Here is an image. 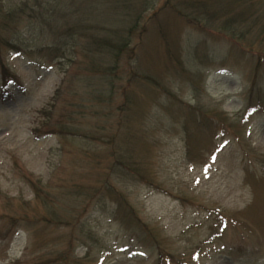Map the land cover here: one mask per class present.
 <instances>
[{
    "label": "rangeland",
    "instance_id": "obj_1",
    "mask_svg": "<svg viewBox=\"0 0 264 264\" xmlns=\"http://www.w3.org/2000/svg\"><path fill=\"white\" fill-rule=\"evenodd\" d=\"M2 1L0 264H264V0H210L244 48L155 0L115 72L121 0Z\"/></svg>",
    "mask_w": 264,
    "mask_h": 264
},
{
    "label": "trees",
    "instance_id": "obj_2",
    "mask_svg": "<svg viewBox=\"0 0 264 264\" xmlns=\"http://www.w3.org/2000/svg\"><path fill=\"white\" fill-rule=\"evenodd\" d=\"M24 1L25 0H23L21 3H23ZM121 1L123 2L122 5L126 10H128L129 12L133 11L132 13H129V16L131 17V22L127 28L128 30L126 29L127 32L122 36L120 34L116 41L107 38L97 39L94 42L93 47H91L90 49L91 53L96 54L97 56L98 54L101 55L104 52L110 53L115 59L113 62H111L110 65V69L113 72L119 70L117 66V62L121 54L123 55L128 48L132 47L133 36L137 35L138 41L140 40L142 34V28H139L141 18H143V14L147 10H149L152 7V5L153 7L155 5V0H138L136 6L132 8L130 3L127 4L128 2L127 0H121ZM1 2L3 1L0 0V3ZM241 2L242 1L239 0L240 4ZM246 2L249 3V1H244V3ZM165 4L166 6H170L171 8H173L181 16L185 17L190 23L194 24L195 26L201 29L210 28L209 25L210 22H215V21L220 22L218 25L219 26L218 29H220L222 33H224L225 35H228V37L231 38L233 41L242 45V47L244 48V44L246 40L243 39L246 38L245 36L246 30L244 29V25L243 27H241L238 26L236 23L237 18L244 20L243 17L246 15L244 14L243 11L241 14H232L228 16H227V12H224L225 15L227 16L226 17L224 14L215 11V8L213 7L210 0H167ZM38 5H40V7L44 9V11H46L47 7L46 8L43 7L44 3H40V1L38 0ZM22 8L23 7L22 6L20 7V4L14 6L12 5L11 7L8 8L6 17L10 18V16L14 15ZM242 23L243 22L241 21L240 24ZM247 41H246L247 43L246 49H249L251 52L255 50L254 53H256L258 57L262 58V60H264V23L262 24L260 33L257 35V37L250 38V42L252 43H249V40ZM65 46L66 44L64 42V44L61 47H59L58 50H60L61 55H63V57L65 56L68 57L69 52L66 51L67 48H65ZM140 77L141 76H139L138 73L134 74L129 79V83H132L135 80L141 81L142 78L140 79ZM114 81H115L114 78L111 79L110 84L114 85ZM255 89H256V81L254 79V81L252 82L251 91L249 93L250 107L253 105L254 97H256L255 95H257L259 98L261 96V92L259 91L260 94L256 93ZM260 90H262V100H263L264 87L262 89L260 88ZM128 95L129 94L123 92L124 100L128 97ZM128 100L129 99H127V101ZM124 109L125 107H123L121 110Z\"/></svg>",
    "mask_w": 264,
    "mask_h": 264
}]
</instances>
